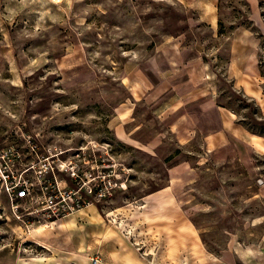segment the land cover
<instances>
[{
    "label": "rangeland",
    "instance_id": "374dc122",
    "mask_svg": "<svg viewBox=\"0 0 264 264\" xmlns=\"http://www.w3.org/2000/svg\"><path fill=\"white\" fill-rule=\"evenodd\" d=\"M94 261L264 264V0H0V264Z\"/></svg>",
    "mask_w": 264,
    "mask_h": 264
},
{
    "label": "built area",
    "instance_id": "2783aa9c",
    "mask_svg": "<svg viewBox=\"0 0 264 264\" xmlns=\"http://www.w3.org/2000/svg\"><path fill=\"white\" fill-rule=\"evenodd\" d=\"M60 198L61 201L57 202L56 197L52 195H47L45 200V204H46L45 209H39L38 213H41V215L44 216L47 215L49 218L58 219L69 215L70 212H74L79 208L82 209L87 205L82 202L72 204L70 206L66 205V203L65 205L64 204L61 205L60 203L64 201L65 196L62 195ZM94 264H97V261H94Z\"/></svg>",
    "mask_w": 264,
    "mask_h": 264
},
{
    "label": "bare ground",
    "instance_id": "6f19581e",
    "mask_svg": "<svg viewBox=\"0 0 264 264\" xmlns=\"http://www.w3.org/2000/svg\"><path fill=\"white\" fill-rule=\"evenodd\" d=\"M204 3L202 2L201 3V5H203ZM208 78V77H207ZM59 225H60V227H61V225H62V223L60 222L59 223ZM50 226V225H49ZM47 228V226H42V227H39L38 229H36V231H35V234H37V235H42L44 232H45V229Z\"/></svg>",
    "mask_w": 264,
    "mask_h": 264
},
{
    "label": "crops",
    "instance_id": "0c3cea01",
    "mask_svg": "<svg viewBox=\"0 0 264 264\" xmlns=\"http://www.w3.org/2000/svg\"><path fill=\"white\" fill-rule=\"evenodd\" d=\"M202 3V2H201Z\"/></svg>",
    "mask_w": 264,
    "mask_h": 264
}]
</instances>
